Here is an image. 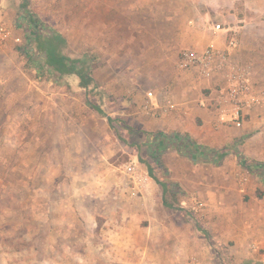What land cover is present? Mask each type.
<instances>
[{
	"label": "rangeland",
	"instance_id": "374dc122",
	"mask_svg": "<svg viewBox=\"0 0 264 264\" xmlns=\"http://www.w3.org/2000/svg\"><path fill=\"white\" fill-rule=\"evenodd\" d=\"M5 7L19 34L0 48V264H238L236 240L211 209L209 194L218 203L223 193L215 184L220 164L190 162L200 176L180 170L190 185L175 184L164 162H152L124 124L95 105L125 112L130 83L147 82L189 48L187 30L204 25L233 29L239 46L246 31L264 77V0H6ZM37 30L66 38L63 53L92 68L88 87L75 73L42 71ZM237 61L252 73L249 61ZM155 163L154 176L172 184L173 207L149 172ZM254 176L237 175L245 200L259 187Z\"/></svg>",
	"mask_w": 264,
	"mask_h": 264
},
{
	"label": "crops",
	"instance_id": "0c3cea01",
	"mask_svg": "<svg viewBox=\"0 0 264 264\" xmlns=\"http://www.w3.org/2000/svg\"><path fill=\"white\" fill-rule=\"evenodd\" d=\"M5 1L1 0L5 8L4 16L12 26V38H16L19 33L15 29L13 12L5 7ZM231 30L222 28L213 31L205 25L203 28L193 27L187 30L186 46L204 49L213 45L226 49V38ZM248 41V33L245 31L239 48L233 49L231 53L237 60L249 61L253 81L264 84V81H260L264 77L257 71L254 53L247 47ZM178 61L179 56H174L172 62L166 61V65H160L154 72L148 73L147 82L136 80L130 83L131 88L127 91L129 103H125V97L122 98L125 112H120L119 108L109 103L111 109L107 108V104L95 105V108L98 111L101 109L110 123H123L132 138L130 143L138 149H147V154L153 158L152 162H164L172 170L175 184L185 182L183 185H190L182 179L180 170L187 177L193 173L200 176L199 169L192 167L190 162L220 164L218 171L223 174V180L215 184L223 185V193L219 194L218 203H214L218 200L214 201L213 195L209 194L211 209H219L223 215V230L226 229L229 236L236 240L237 263L264 264V114L254 109L239 123L225 121L210 101L216 94L217 86L221 84V77L207 79L195 70H182ZM107 85L110 94L113 90ZM166 98L170 101L167 102ZM149 100L157 102L162 108L153 114L148 113L145 105ZM106 109L109 112H104ZM136 132L140 139L135 142ZM154 153L159 160H155ZM157 164L149 167L155 179L154 169L158 168ZM247 165L251 166V170ZM245 169L255 175L254 183L259 185L257 190L251 189L246 200L236 183L238 173ZM157 180L161 186L172 185L166 179H163L164 182ZM196 181L197 185L205 182L201 177ZM258 190L263 192L262 198L258 197ZM226 238L229 237L223 232L224 244L228 242ZM245 260L248 262L244 263Z\"/></svg>",
	"mask_w": 264,
	"mask_h": 264
},
{
	"label": "built area",
	"instance_id": "2783aa9c",
	"mask_svg": "<svg viewBox=\"0 0 264 264\" xmlns=\"http://www.w3.org/2000/svg\"><path fill=\"white\" fill-rule=\"evenodd\" d=\"M4 13L5 8L0 0V48L7 46L12 38V26L6 21ZM238 46L237 33L232 31L226 49L213 45L204 49L186 48L180 52L178 61L182 70H195L207 79L221 77V84L217 86L216 94L210 101L225 121L232 123L241 122L254 109L264 114V89H259L253 83L248 66L239 63L231 53ZM161 108L151 100L145 105V111L151 114ZM127 170L134 172L136 166L129 164ZM241 181L245 185L248 177L244 176Z\"/></svg>",
	"mask_w": 264,
	"mask_h": 264
},
{
	"label": "trees",
	"instance_id": "16d2710c",
	"mask_svg": "<svg viewBox=\"0 0 264 264\" xmlns=\"http://www.w3.org/2000/svg\"><path fill=\"white\" fill-rule=\"evenodd\" d=\"M27 6V2L24 1L22 8L29 12L27 10ZM30 18V22L33 27L39 28L37 19H35L33 15H31ZM34 41L36 42L38 51L42 52V56L39 60V66L41 67L42 71H50L56 74V77L75 73L80 77L82 87H88L93 82L94 79L92 76L91 66H86L85 61L82 59H73L63 53V49L67 45V40L61 33H42L37 30ZM99 111L102 113L101 109H99ZM153 156L156 157L155 160H159L157 154L154 153ZM248 167L249 166L247 165V168ZM250 167L248 169L251 170ZM262 173L264 174V170ZM162 187L164 190L165 205L168 207H173V204L169 203L166 199V194L168 193L170 186L163 184ZM257 195L259 198H262L263 192L258 190Z\"/></svg>",
	"mask_w": 264,
	"mask_h": 264
}]
</instances>
